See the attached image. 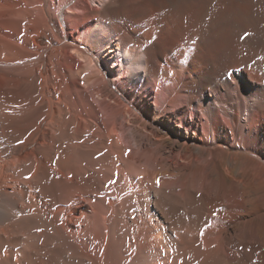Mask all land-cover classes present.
I'll use <instances>...</instances> for the list:
<instances>
[{
  "label": "bare ground",
  "instance_id": "bare-ground-1",
  "mask_svg": "<svg viewBox=\"0 0 264 264\" xmlns=\"http://www.w3.org/2000/svg\"><path fill=\"white\" fill-rule=\"evenodd\" d=\"M0 264H264V0H0Z\"/></svg>",
  "mask_w": 264,
  "mask_h": 264
},
{
  "label": "rangeland",
  "instance_id": "rangeland-1",
  "mask_svg": "<svg viewBox=\"0 0 264 264\" xmlns=\"http://www.w3.org/2000/svg\"><path fill=\"white\" fill-rule=\"evenodd\" d=\"M97 4V3H96ZM95 3H91V6H98V5H96ZM233 73H237V75H242V73H241V71L240 70H236V71H234ZM247 78H248V76H247ZM248 80L250 81V79L248 78Z\"/></svg>",
  "mask_w": 264,
  "mask_h": 264
},
{
  "label": "snow or ice",
  "instance_id": "snow-or-ice-1",
  "mask_svg": "<svg viewBox=\"0 0 264 264\" xmlns=\"http://www.w3.org/2000/svg\"><path fill=\"white\" fill-rule=\"evenodd\" d=\"M245 35H248L247 33H245Z\"/></svg>",
  "mask_w": 264,
  "mask_h": 264
}]
</instances>
